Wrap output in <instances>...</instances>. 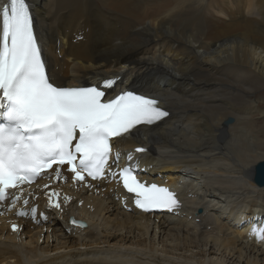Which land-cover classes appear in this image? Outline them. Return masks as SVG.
<instances>
[{"label": "bare ground", "instance_id": "obj_1", "mask_svg": "<svg viewBox=\"0 0 264 264\" xmlns=\"http://www.w3.org/2000/svg\"><path fill=\"white\" fill-rule=\"evenodd\" d=\"M28 1L55 85L121 77L115 92L160 98L171 115L122 148L148 149L136 153L145 181L176 176L194 197L179 216L126 212L115 180L78 184L64 167L58 180L56 167L0 204V264H264V243L244 230L264 228V215L249 218L264 213L252 182L264 162V0Z\"/></svg>", "mask_w": 264, "mask_h": 264}, {"label": "snow or ice", "instance_id": "obj_2", "mask_svg": "<svg viewBox=\"0 0 264 264\" xmlns=\"http://www.w3.org/2000/svg\"><path fill=\"white\" fill-rule=\"evenodd\" d=\"M118 79H105L90 87L53 85L28 3L7 0L0 8V203L7 200L14 206L20 196L10 190L19 192L22 185L35 182L53 165L58 166L55 177L64 178L60 166L68 165L76 182L87 176L122 183L126 192L133 194L135 206L145 212L178 207L174 193L138 178L139 162L105 175L112 138L131 133L139 125H153L168 115L156 99L131 91L104 101L103 89L114 87ZM133 159L129 153L127 160ZM119 160L116 153L117 165ZM50 203L61 207L59 202ZM17 214L29 215L25 211ZM31 215L36 218V208L31 209ZM12 230L17 231V227L13 225ZM250 234L264 243V228L253 226Z\"/></svg>", "mask_w": 264, "mask_h": 264}, {"label": "water", "instance_id": "obj_3", "mask_svg": "<svg viewBox=\"0 0 264 264\" xmlns=\"http://www.w3.org/2000/svg\"><path fill=\"white\" fill-rule=\"evenodd\" d=\"M254 180L257 184H259L260 186L264 185V162L263 163H259L256 165V167L254 168Z\"/></svg>", "mask_w": 264, "mask_h": 264}, {"label": "rangeland", "instance_id": "obj_4", "mask_svg": "<svg viewBox=\"0 0 264 264\" xmlns=\"http://www.w3.org/2000/svg\"><path fill=\"white\" fill-rule=\"evenodd\" d=\"M264 92V91H263ZM256 100H258V102H260V103H262V102H264V96H262V95H260V96H258L257 98H256ZM264 108V107H263ZM261 111H264V109L262 110L261 109ZM259 120V126L260 125H263V121H264V119H258ZM215 202H217L218 201V199H216V200H214ZM197 220V219H196Z\"/></svg>", "mask_w": 264, "mask_h": 264}]
</instances>
